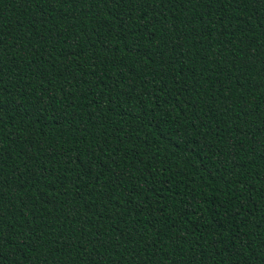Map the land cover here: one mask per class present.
Wrapping results in <instances>:
<instances>
[{
  "label": "trees",
  "instance_id": "16d2710c",
  "mask_svg": "<svg viewBox=\"0 0 264 264\" xmlns=\"http://www.w3.org/2000/svg\"><path fill=\"white\" fill-rule=\"evenodd\" d=\"M0 264H264V0H0Z\"/></svg>",
  "mask_w": 264,
  "mask_h": 264
}]
</instances>
